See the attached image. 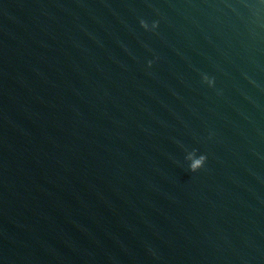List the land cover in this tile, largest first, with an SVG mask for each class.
I'll use <instances>...</instances> for the list:
<instances>
[{
	"label": "water",
	"instance_id": "water-1",
	"mask_svg": "<svg viewBox=\"0 0 264 264\" xmlns=\"http://www.w3.org/2000/svg\"><path fill=\"white\" fill-rule=\"evenodd\" d=\"M0 264H264V0H0Z\"/></svg>",
	"mask_w": 264,
	"mask_h": 264
},
{
	"label": "clouds",
	"instance_id": "clouds-1",
	"mask_svg": "<svg viewBox=\"0 0 264 264\" xmlns=\"http://www.w3.org/2000/svg\"><path fill=\"white\" fill-rule=\"evenodd\" d=\"M140 26H141L142 28H144L145 30L148 29V25L145 24L143 21L140 22ZM156 27H157V25L154 23V24L152 25V28L155 29ZM203 82L207 83L209 86L212 85V81L209 80L207 77H204V78H203ZM188 155H191V153H189ZM188 155H187L186 158H185L186 161H187V163H188V169H189L190 172L195 173V172H197L198 170H200V169L203 167V165H204V163H205V161H206V157L203 156V155H200V156L198 157V159H199V164H198V166H197L196 168H192V167H191V164L188 162Z\"/></svg>",
	"mask_w": 264,
	"mask_h": 264
}]
</instances>
